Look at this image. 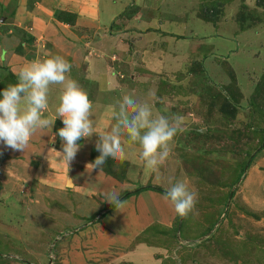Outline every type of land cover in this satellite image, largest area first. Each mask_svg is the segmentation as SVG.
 <instances>
[{
	"label": "rangeland",
	"instance_id": "obj_1",
	"mask_svg": "<svg viewBox=\"0 0 264 264\" xmlns=\"http://www.w3.org/2000/svg\"><path fill=\"white\" fill-rule=\"evenodd\" d=\"M160 3L158 10L149 11V16L163 21L177 13L180 19H185L186 25L182 27L190 44L185 41L183 48L188 47L185 52L194 55L192 59L186 65L173 67L168 75H151L149 70L150 74L140 75L141 65L162 57L163 51L171 54L167 42L148 27L141 38L131 39L133 45L122 34V42L107 55L108 59L109 54L116 57V65L107 73L118 78L116 93L149 103L153 117L178 114L183 118L184 130L174 138L172 152L160 168L159 178L141 160L140 147L121 136V142L133 146L132 152L125 150L124 160L129 156L126 186L131 189L151 184L166 192L172 184L182 181L197 193L194 213L182 219L177 238L179 216L157 190L144 189L131 194H139L142 201L128 196L123 199L120 212L114 213L113 208L105 210L110 187H103L100 182L95 185L99 189L95 196L103 207L94 212L80 208L74 200L67 202V192L42 193L39 201L34 199L27 204L7 201L5 209L0 208V264H68L65 256L73 248L74 235L83 240L96 235L97 228L112 232L104 223L109 214L117 217L120 225L115 228L125 238L143 227L145 217L158 219L159 223L152 222L147 232L146 228L140 230L142 237L159 245V239L167 241L168 252L175 254L176 260L179 254L187 256L183 264H264V0H161ZM206 9H214V22L202 18ZM133 13L130 6L124 15ZM147 15V10L138 14L141 18ZM22 38L30 41L22 46L28 63L38 55L44 56L35 55L34 43L39 46L40 42H34L24 32L20 34ZM141 48L148 49L140 51ZM120 60L133 63L136 60L139 64L118 66L123 63ZM166 60L165 65L170 62ZM155 65L160 67V62ZM122 76L123 80L119 78ZM85 91L89 96V86ZM223 97L235 105L233 120L219 111ZM107 99L112 100L115 110V93L108 94ZM196 130L207 135H196ZM95 145L91 150L94 159L100 155ZM242 167L243 173L236 180ZM123 191L116 188L114 192L121 199ZM18 195L24 196L19 191ZM157 228H163L167 236L162 238ZM184 234L185 238H181ZM202 241H206L205 247L194 246ZM118 246L110 245L120 254L124 248L119 250ZM77 248L89 252L91 245L79 243ZM106 252V256L88 253L84 261L116 264L112 260L114 255ZM78 259L83 263L82 257ZM176 260L171 259L172 264H179Z\"/></svg>",
	"mask_w": 264,
	"mask_h": 264
},
{
	"label": "crops",
	"instance_id": "obj_2",
	"mask_svg": "<svg viewBox=\"0 0 264 264\" xmlns=\"http://www.w3.org/2000/svg\"><path fill=\"white\" fill-rule=\"evenodd\" d=\"M160 2L161 0H0V66L6 67L18 78L20 69L33 61H42L56 55L64 57L71 64L69 76L76 80L84 90L88 86L91 89L89 99L93 103L91 118L95 131H110L116 121L113 119L112 100H108L107 96L110 93H115L117 100L122 96L120 93H116L117 89H114V86L116 88L118 86V78L107 73L110 67L116 65L114 63L116 57L114 55L110 57L109 54L108 59L107 55L122 42V34L128 36L132 43L131 39L141 38L143 31L150 27L153 31L158 32L157 36L159 35L163 41L167 42L171 54L163 51L162 57H155L154 60L141 65L143 69H139L138 73L143 76L150 74L149 71L151 75L152 73L168 75L173 67L186 65L194 56L185 52L186 48L188 51V47L183 48L189 42L184 37L185 19H180L177 13L171 14L163 21H156L152 16H149L150 10L159 9ZM130 6L134 8V13L124 15L126 8ZM142 10L148 11L145 18L138 16ZM60 12L75 14V23L69 24L58 20L56 14H60ZM134 21H137L135 26L133 25ZM195 21L198 22V20ZM23 32L30 34L34 38V42H40L39 46L34 43L35 55L44 54V56L38 55L36 60L32 58L30 61L28 60V63L24 54L20 55L15 52L18 44L27 38L20 39V34ZM149 35L151 36L152 32ZM141 49L140 51H146L148 48ZM121 60L119 62L123 63H119L118 66L139 64L136 61L138 59L135 60V63ZM165 60L170 62L165 65ZM157 61L160 62V67L155 65ZM108 65L109 67L106 68ZM2 67H0L1 78L6 75V70ZM119 78L123 80L124 76ZM61 91V85L51 86L49 108L44 112L46 118H55ZM61 127H63L62 121L57 117L51 129L37 131L23 152L13 151L0 143V208L5 209L7 201L19 204L32 203L34 199L39 201L42 198L40 197L42 193L58 195L68 193L65 196L67 202L70 199L74 200L80 205V208L94 212L103 207V202L95 196V192L99 191L95 187L97 183H102L103 187L109 186L110 193L114 192L116 188L125 191L135 189L126 186L129 185L127 181L120 183L101 170L90 171L91 166L88 164L92 163V146L99 139L95 133L91 138H82L78 141L81 147L67 170L64 161L59 159L53 150L62 152L63 142L56 134ZM122 144L125 150L130 149L132 152L133 146L126 142H122ZM126 158L128 161L129 156ZM66 175L71 178L72 186L67 185ZM23 188H26L25 191L29 194L24 192ZM101 189L105 193L104 188ZM18 191L24 196L18 195ZM129 197L139 202L142 201L139 194ZM112 210L113 213L117 211L114 207ZM131 210L133 211V209ZM152 222L159 223V220L152 221L145 217L144 225L141 224L143 227L125 238L119 234L121 230L118 227L115 228L116 225H120L117 217L109 214L104 223L112 226H105L112 232L108 233L107 229L98 231L97 228L96 235L83 240L74 235L71 244L73 248L69 249L68 255L65 256L68 258V264H87L84 260L88 253L92 256L95 254L106 256V251L114 255L112 260L116 264H172L171 259H175V254L171 255L164 245L152 246L136 241L137 235L141 233L140 230L142 231ZM135 223L138 224V221ZM132 242L136 243L132 245ZM79 243H90L89 252L79 251L77 248ZM115 243L119 245V250L124 248L120 254H117V249L110 247ZM130 244L132 246L128 249ZM72 250L75 251L72 252ZM158 250H161L162 253L158 254ZM78 256L83 258V263L78 259Z\"/></svg>",
	"mask_w": 264,
	"mask_h": 264
},
{
	"label": "clouds",
	"instance_id": "obj_3",
	"mask_svg": "<svg viewBox=\"0 0 264 264\" xmlns=\"http://www.w3.org/2000/svg\"><path fill=\"white\" fill-rule=\"evenodd\" d=\"M70 70L71 64L59 55L33 61L20 69L15 84L0 89V143L23 152L37 131L51 129L58 117L63 124L56 133L63 142L62 152L53 150L67 170L81 147L78 141L91 138L94 133L99 137L95 147L100 155L88 164L90 171L102 170L109 158L122 161L126 156L121 142L124 135L130 144L140 147L141 160L159 178L160 168L172 152L174 138L184 130L183 118L178 114L153 117L149 103L124 95L116 101L114 126L110 131L97 132L91 118L93 103L87 92L69 76ZM52 85H61L62 91L56 116L50 119L44 112L49 108ZM66 182L73 185L67 175ZM163 198L182 219L195 211L197 193L182 181L172 184ZM107 200L117 211L123 207V200L115 192L107 194Z\"/></svg>",
	"mask_w": 264,
	"mask_h": 264
},
{
	"label": "trees",
	"instance_id": "obj_4",
	"mask_svg": "<svg viewBox=\"0 0 264 264\" xmlns=\"http://www.w3.org/2000/svg\"><path fill=\"white\" fill-rule=\"evenodd\" d=\"M213 11H214V9L212 10V9H206V11H205V13L204 14H202L203 15V17L202 18H204L205 20H208V21H211V22H214L215 21V18H214V13H213ZM75 14H72V13H63V12H60V14L58 13V14H56V18L58 19V20H61V21H63V22H68L69 24H74L75 23ZM250 25H251V23H249ZM26 42H30V41H28V39H26V40H22L19 44H18V46L15 48V52L17 53V54H20V55H23L24 54V52H23V50H22V46L24 45V43H26ZM201 65H199L198 66V68H199V71L202 73V69L200 70V68H202V67H200ZM0 67H2V66H0ZM3 69H5L6 70V75L3 77V78H1L0 77V89H3V88H5V87H7L9 84H15L16 82H17V80H18V78L15 76V75H13L11 72H10V70H8V69H6V67H2ZM232 96V95H231ZM233 97V96H232ZM231 97V98H232ZM234 98V97H233ZM213 105V104H212ZM211 106V105H210ZM219 111L221 112V114L226 118V119H229V120H233L234 119V117H235V115H236V109H235V105L234 104H232L231 102H230V100L227 98V97H223L222 98V102H221V104H219ZM196 135H201V136H205V135H207V134H202L201 132H199L198 130H196ZM91 160H92V162L95 160L94 159V157H92L91 156ZM245 165H243V167H244ZM128 167H129V162L127 161V160H118V159H112V158H109L107 161H106V163H105V165L103 166V168H102V170L101 171H103L106 175H108V176H110V177H112L113 179H115L116 181H118V182H120V183H122V182H125L126 181V173H127V169H128ZM241 168V170H240V172H239V174L237 175V178H236V180H238L239 179V177L241 176V174L243 173V169L244 168ZM235 180V181H236ZM144 189H151V190H157V191H159V192H162L163 194H165V191L164 190H162L160 187H158V186H152L151 184H147L146 186H139V187H137V188H135L134 190H132V191H123L124 192V196L121 198V200H123L124 198H126V197H128V196H130L131 194H135V193H138V192H140L141 190H144ZM114 206L113 205H111V204H108V206L107 207H105V210L106 209H108V208H113ZM151 226V225H150ZM150 226H148V227H146V229L144 230V232H147V230H148V228H150ZM211 226H212V224H211ZM181 227H182V225H181ZM186 226H185V224H184V226H183V231H185L184 233H186ZM208 229H210V228H208ZM157 230H159L160 232H159V235H162V238H164L165 236H167V235H165V234H167V233H165L166 231H164V229L162 228V229H158L157 228ZM189 232V231H188ZM185 235L186 234H184V236L182 237L181 236V238H185ZM174 240L178 243L179 241L176 239V237H175V232H174ZM136 241L137 242H145V243H147V244H149V245H155V246H157V245H159V244H155L157 241H152L151 239H149L148 237H145V238H143L142 237V234L140 233L139 235H137V237H136ZM159 242H160V245H161V243H166V246L164 245V244H162V245H164L166 248H168L169 249V247L167 246V241H164V240H161V239H159L158 240ZM205 242L206 241H202V242H200V243H197V244H195L194 246H198V245H200L199 247H205L206 245H204L205 244ZM171 243V242H170ZM187 255V254H186ZM187 258V256H185V255H182V254H179V257H178V260H176V258H175V260H176V262H179V264H183V263H185V259ZM121 264H129V263H121Z\"/></svg>",
	"mask_w": 264,
	"mask_h": 264
},
{
	"label": "water",
	"instance_id": "obj_5",
	"mask_svg": "<svg viewBox=\"0 0 264 264\" xmlns=\"http://www.w3.org/2000/svg\"><path fill=\"white\" fill-rule=\"evenodd\" d=\"M181 221H182V218H180L179 217V224H178V229H177V238H178V236H179V226H180V224H181Z\"/></svg>",
	"mask_w": 264,
	"mask_h": 264
}]
</instances>
